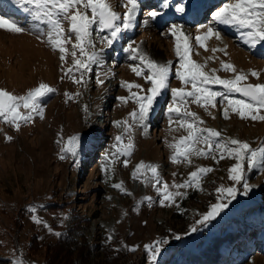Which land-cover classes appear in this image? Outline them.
Masks as SVG:
<instances>
[{
    "label": "rangeland",
    "instance_id": "rangeland-1",
    "mask_svg": "<svg viewBox=\"0 0 264 264\" xmlns=\"http://www.w3.org/2000/svg\"><path fill=\"white\" fill-rule=\"evenodd\" d=\"M109 2L121 16L127 11L122 7L124 0ZM138 2L140 10L134 27L122 32L110 47L102 42V37H110V32H101L98 26H93L96 51H103L101 63L93 65L86 74L85 86L66 75V69L73 64L72 57H67L66 64L62 62L61 53L53 50L45 37L38 39L34 34L30 15L11 0H0V16L26 28L23 33L0 29V89L16 95H25L40 83L57 89L42 100L43 119L36 116L32 122L21 124L18 131L0 123V264H12L21 254L25 264H153L144 245L161 239L168 243L161 246L155 264H187L192 257H197V262H208L211 256L216 258L213 253L229 254L232 249L229 234L258 222L259 232L250 230L239 241L244 251L242 262L232 260L231 264H264V169L245 165L251 186L247 195L243 194L242 184L236 185L240 189L236 199L214 220L198 226L196 232L191 231L196 220L217 203L216 189L234 185L229 169L236 161L219 159L217 153L216 159L193 156L190 165L172 162L173 149L169 143L188 133L175 122V114L169 124L171 89L183 87L190 91L191 85L175 76L179 58L175 54V37L169 29L173 24L184 26L190 46L195 48L191 58L205 64V72L216 69V76L231 79L235 74L225 71L223 64H232L237 72L247 74L248 80L243 83H264V43L252 48L241 35L245 30L214 21L213 13L229 0ZM204 5L208 7L200 17L199 8ZM179 6L185 8L183 13L176 11ZM153 11L160 13L155 19L149 15ZM202 26H214L222 39L210 37L200 47L195 38L206 32ZM132 42L157 62H172L169 88L156 98L146 121L147 133L130 119V113L138 108L131 94H143L151 86L131 70V65L140 63L124 51ZM67 47L71 49V44ZM253 71L259 73V78L251 75ZM74 74L79 78V72ZM98 78L104 83H98ZM124 81L141 85L143 92L136 88L130 92L122 86ZM211 87L213 91L226 92L222 85ZM229 95L245 99L240 93ZM120 97L130 98L122 102ZM176 106L181 111L196 113L203 121L201 126L219 131L220 139L236 138L253 148L264 144V121L242 119L231 109L226 119L227 104L221 97L217 98L215 108L209 106L207 110L191 98L186 105ZM259 114L264 115V110ZM126 120L133 125L131 137L123 126L116 124ZM74 135L80 137L78 162L67 153L65 159L60 158L62 144ZM117 135L122 136L123 144L131 138L134 143L131 156L119 154L112 147L117 144ZM6 136L12 139L9 141ZM199 147L206 149L203 144ZM141 161L158 166L161 180L169 186L184 183L197 167L213 170L201 178L203 190L195 186L180 189L186 193L183 198L177 197L175 204L162 205V195L157 192L162 185H155L154 181L144 183L143 177L133 178ZM117 184H122V188L113 186ZM145 197H151V202ZM30 206L37 208V215L52 232L44 224L33 222ZM56 232L61 235L53 234ZM133 246L139 247L131 251Z\"/></svg>",
    "mask_w": 264,
    "mask_h": 264
},
{
    "label": "snow or ice",
    "instance_id": "snow-or-ice-1",
    "mask_svg": "<svg viewBox=\"0 0 264 264\" xmlns=\"http://www.w3.org/2000/svg\"><path fill=\"white\" fill-rule=\"evenodd\" d=\"M12 3L19 6L25 13L30 15L31 29L37 38L45 37L46 42L53 48L58 50L60 60L67 63V57L70 55L73 60L71 67L66 69V75H69L73 82L77 84H84L86 86V74L92 71L93 65L101 63L100 53L96 51V45L92 40L93 26H98L101 32L107 30L110 32V37H102V42H106L107 46H111L119 35L134 27V22L140 10L138 0H124L122 7L127 11L121 16L116 12L109 0H11ZM31 6V7H27ZM177 12L183 13L185 8L179 6L176 8ZM149 15L155 19L160 13L153 11ZM213 19L217 24L230 25L243 29L241 33L244 42L255 48L258 44L264 43V0H229L224 3L217 11L213 13ZM67 23L68 27H65ZM206 28V32L197 36L196 42L200 47L205 46V40L210 37H215L221 40L220 32L214 26H202ZM0 29H6L15 33H23L26 31L24 26L17 22L0 16ZM184 26L179 24L171 25L169 32L175 37V54L179 58V67L175 70V76L185 85H191V90L185 88H172L171 93L173 97L172 104L168 106L169 124L174 121L187 131L186 136L180 137L178 140L169 143V147L173 149L171 160L173 163L186 162L189 165L192 163V157H211L216 159V154H219V159L231 158L236 161L229 169V178L234 182L232 186L221 185L216 189L217 203L210 206V210L202 215V217L192 225L191 231L196 232L198 226L206 225L208 222L214 220L224 211L232 200L236 199L240 189L236 185L243 187V194L247 195L251 186L248 184L245 175V165L248 168L264 169V144L257 148H253L248 142L241 141L236 138H221V133L212 128H205L201 125L203 121L196 113L184 110L176 106L178 103L187 104L189 98L192 102L207 108L211 106L216 107L218 97L223 98L227 107L224 109V116L227 119L229 109L236 112L242 119L251 118L252 120L264 121V115H260L261 110H264V83H243L248 80L247 74L244 72H237L234 65L224 63L223 69L231 71L235 75L231 79H222L215 75L216 69L210 72H205V64H199L194 61L191 56L195 48L190 46V37L185 34ZM73 37L75 42H73ZM71 44V49L67 45ZM135 42L129 43L124 49L130 54V58L134 61H139V64L131 65V70L137 76L150 82V88L143 92L141 85L124 81L122 86L126 87L130 92L133 88L141 90L143 94L132 93L135 98V103L138 108L130 113V119L144 128L147 133L148 125L146 123L149 113L155 104L156 98L162 94L165 89L169 88V77L172 74V62L165 63L157 62L150 58L139 45L133 46ZM212 51H216L213 49ZM79 52V56L77 55ZM145 68L147 73H145ZM64 70V69H62ZM79 72L80 76L77 78L74 74ZM107 75V74H106ZM252 76L259 78V73L253 71ZM63 79V77H62ZM98 83L103 84L104 81L99 79ZM219 84L226 89V92L213 91L211 85ZM57 89L49 86L46 83H40L27 92L25 95H16L6 89H0V123H7L13 126L17 131L21 124L29 123L34 120L36 116L41 119L44 118V107L42 106L43 98L54 94ZM240 93L245 99H235L229 94ZM65 95H70L66 93ZM79 95V93H77ZM130 97H120L122 102H127ZM117 126H123L131 137V129L133 127L127 120L117 121ZM170 130H172L170 128ZM7 140H11V136H6ZM63 137H61V141ZM117 144L113 148L122 155L131 156L134 150V143L129 138L127 144H123L121 135L115 137ZM58 141V143H61ZM205 145V148L199 145ZM80 148V137L71 136L68 138L66 144L61 146V159H65L67 154L78 162V153ZM116 153H113L115 155ZM107 158V157H106ZM127 166L128 161H124ZM213 169L206 167H197L195 171L189 174V179L184 183L173 184L169 186L160 178L158 166L152 164H145L143 161L138 164L133 172L134 179L143 177L144 183L154 181L155 185H162L157 188V192L162 195L160 203L165 202L168 205L176 203V198H183L186 193L180 189H187L195 186L200 188L201 178L211 172ZM151 176H148V173ZM175 175V174H174ZM117 188H122V184L113 185ZM170 188L176 189L170 191ZM200 190H203L200 188ZM129 195L131 193H128ZM151 202V197H145ZM227 201V202H224ZM28 211L31 214V219L37 224H44L48 227L49 232H52L50 226L46 221H43L37 215V208L30 206ZM67 219V217H64ZM60 236L61 233H53ZM111 235L108 237L110 240ZM180 239L179 236L175 237ZM168 243L167 240L161 239L155 243L144 245L150 260L155 264L158 256L161 253V246ZM127 247V246H125ZM139 246H133L130 250L136 251ZM12 264H25L22 254L18 256Z\"/></svg>",
    "mask_w": 264,
    "mask_h": 264
},
{
    "label": "trees",
    "instance_id": "trees-1",
    "mask_svg": "<svg viewBox=\"0 0 264 264\" xmlns=\"http://www.w3.org/2000/svg\"><path fill=\"white\" fill-rule=\"evenodd\" d=\"M263 211L260 210V214L262 213ZM246 225V224H245ZM249 225H250V228H249ZM261 227V224L258 222V223H254V224H248L247 228H243V230H241L240 232L239 231H233V233L229 234V242L231 244L230 247H232V249L230 250L229 254L227 255H223L222 253H219V252H216V253H213V255L216 256L215 259H218V262L213 259L214 257L211 256L212 258H209V261H200V262H197L198 259L197 257H192V258H189V262L187 264H231V261L233 260L234 262H242L241 260L243 259L242 256L244 254V251L241 249L240 245H239V241L241 239L242 236H245V235H248L250 233V230H253V231H256L258 229H260ZM262 231V230H260ZM259 232V230H258ZM226 238V237H224ZM223 238V239H224ZM222 239V238H221ZM220 239V240H221ZM223 239L221 241H223ZM75 243V242H74ZM66 244H70L69 241L66 242ZM68 249V251H71V248H67L66 247V250ZM215 252V250L213 251ZM219 253V254H217ZM216 261V262H215Z\"/></svg>",
    "mask_w": 264,
    "mask_h": 264
},
{
    "label": "bare ground",
    "instance_id": "bare-ground-1",
    "mask_svg": "<svg viewBox=\"0 0 264 264\" xmlns=\"http://www.w3.org/2000/svg\"><path fill=\"white\" fill-rule=\"evenodd\" d=\"M207 7H208V6H207ZM207 7H205V5H204V7L201 6V7L199 8V11H201L200 17H201V16H202V17L204 16V11L207 9ZM168 12H169V11H168ZM9 17H10V16H9ZM14 17H15V16H14Z\"/></svg>",
    "mask_w": 264,
    "mask_h": 264
}]
</instances>
